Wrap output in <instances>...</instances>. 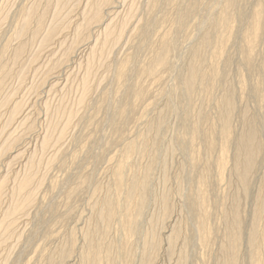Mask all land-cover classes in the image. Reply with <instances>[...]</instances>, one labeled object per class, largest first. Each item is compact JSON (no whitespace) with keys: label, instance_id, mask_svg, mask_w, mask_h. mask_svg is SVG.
I'll return each instance as SVG.
<instances>
[{"label":"rangeland","instance_id":"1","mask_svg":"<svg viewBox=\"0 0 264 264\" xmlns=\"http://www.w3.org/2000/svg\"><path fill=\"white\" fill-rule=\"evenodd\" d=\"M122 1L99 22L98 0H0V264H93L98 244L97 264H229L235 229L233 264H264V0H235L226 29V0ZM197 51L204 78L187 96ZM249 123L260 147L243 188L235 161ZM140 178L137 210V190L126 195Z\"/></svg>","mask_w":264,"mask_h":264},{"label":"bare ground","instance_id":"2","mask_svg":"<svg viewBox=\"0 0 264 264\" xmlns=\"http://www.w3.org/2000/svg\"><path fill=\"white\" fill-rule=\"evenodd\" d=\"M84 1V0H83ZM85 1H87V0H85ZM94 1V0H93ZM97 1V0H96ZM110 1L111 0H98V2H96L95 3V5H94V11H93V15L91 16V20H95V21H99V22H103L102 20H101V16H100V8L103 6V5H105V4H108V3H110ZM124 1V0H123ZM122 1V2H123ZM153 1V3H155L156 2V0H152ZM234 1L235 0H226V3H225V6L223 5V9L221 10L222 12H220L221 14H220V17H219V19H218V26L219 27H221L222 29L223 28H225L226 29V27H227V25H228V20H229V17H230V15H229V9L233 6V3H234ZM118 2V1H117ZM157 3V2H156ZM84 4H85V2H84ZM91 5H92V3H90ZM90 4H89V6H90ZM88 6V7H89ZM23 7V6H22ZM85 8V7H84ZM90 8H92V7H90ZM32 9V8H31ZM27 10V9H26ZM29 10V9H28ZM87 10H88V8H87ZM90 10V9H89ZM32 11V10H31ZM88 12V11H87ZM109 12V11H108ZM109 14V13H108ZM116 14V13H115ZM114 14V15H115ZM261 16H262V9L261 8H256L255 10H254V12H253V21H252V23H251V25L249 26V28H250V31H249V34L248 35H250V37H251V41L253 40H255V39H257L258 37H259V35H260V25L262 24L261 23ZM23 17V16H22ZM32 18V17H31ZM37 18V17H36ZM105 18V17H104ZM114 18V17H113ZM126 18V17H125ZM128 19V18H127ZM101 20V21H100ZM110 20V19H109ZM112 20V19H111ZM22 21V20H21ZM117 21V20H116ZM28 22H30L29 21V19H25L24 20V22H23V25H22V27H21V29H20V32H18L19 34L20 33H22L23 31H24V29H26V26H27V24H28ZM110 22V21H109ZM109 22H107L106 23V25H105V30L107 31L108 30V27H109ZM121 22V21H120ZM131 22V21H130ZM52 23V22H51ZM50 23V24H51ZM57 23V22H56ZM122 23V22H121ZM39 24H41V23H38V25ZM104 24V23H103ZM47 25V24H46ZM54 25V24H53ZM92 25V24H91ZM129 25V24H128ZM133 25V24H132ZM30 26V25H29ZM118 26V25H117ZM39 27V26H38ZM29 28V27H28ZM55 28V27H54ZM87 29V28H86ZM113 29V28H112ZM31 30V29H30ZM42 30V29H41ZM104 30V31H105ZM35 31V30H34ZM44 31H46V30H44ZM17 32V31H16ZM50 33H51V29H50V31H49ZM79 32V31H78ZM111 31H108V34L110 33ZM130 32V31H129ZM146 32V31H145ZM35 34V33H34ZM33 34V35H34ZM43 34V33H42ZM42 34H40V35H42ZM115 36V35H114ZM33 37V36H32ZM39 37V36H38ZM40 37H42V36H40ZM39 37V38H40ZM117 38H119V37H117ZM116 38V39H117ZM170 38V37H169ZM15 39V38H14ZM38 39V38H37ZM41 39V38H40ZM53 39V37L51 38V40ZM88 39V38H87ZM106 39H108V38H106ZM120 39V38H119ZM118 39V40H119ZM28 40H29V38H28ZM39 40V39H38ZM50 40V39H49ZM168 40V39H167ZM40 41V40H39ZM88 41V40H87ZM111 41V40H110ZM46 42V41H45ZM114 42V41H113ZM255 42V41H254ZM39 43V42H38ZM202 43H203V45L204 44H207V43H209V40H208V38L207 37H205V35H204V39L202 40ZM38 45V44H37ZM171 45V43H169L168 41H166V38H164V40L162 41V43H161V50L156 54V56H155V62L157 61V62H159L160 64H162V63H164L165 62V60L167 59V52H169V51H167L170 47ZM202 45V44H201ZM202 45V48L204 47ZM92 46H94V45H92ZM18 47V46H17ZM173 47V46H172ZM171 47V48H172ZM34 48H36V47H34ZM33 48V49H34ZM90 48V47H89ZM18 50V52H20V48H17ZM15 50V49H14ZM93 50V49H92ZM92 50H90V51H92ZM171 50V49H170ZM16 51V50H15ZM14 51V52H15ZM13 52V53H14ZM12 53V54H13ZM88 53V52H87ZM90 53V52H89ZM92 53V52H91ZM90 53V54H91ZM94 54V53H93ZM201 54V53H200ZM62 55V54H61ZM15 56V55H14ZM13 56V57H14ZM17 56H19V55H16V57ZM202 58V57H201ZM91 59V58H90ZM89 59V60H90ZM194 62L189 66V69L187 70L188 71V73H187V76H186V78H185V80H184V89H185V92L188 94L187 96H189V95H191L192 94V91H193V89H194V87H195V85L196 84H198L199 82H201L202 81V79L204 78L203 77V73L201 72V62H200V59H199V53H198V51L194 54ZM248 59H250V58H248ZM61 60V59H60ZM14 63V62H13ZM3 64V67H4V64L5 63H2ZM90 65V64H89ZM263 66H264V63H263ZM2 67V68H3ZM0 68H1V66H0ZM5 68V67H4ZM19 68V67H18ZM149 69H148V71L149 72H151V70H152V68L151 67H148ZM188 68V67H187ZM6 69V68H5ZM26 69V68H25ZM154 69V68H153ZM7 70V69H6ZM5 70V71H6ZM11 70V69H10ZM1 71H4V69L2 70L1 69ZM3 74V73H2ZM1 74V75H2ZM13 74V73H12ZM19 74H20V71H19ZM0 75V76H1ZM4 75V74H3ZM2 75V76H3ZM264 75V74H263ZM6 76V75H5ZM24 76V75H23ZM117 76H118V81H119V79L121 80V79H124V77H125V71H124V68L122 67V68H120L119 70H118V73H117ZM116 76V77H117ZM11 77V76H10ZM3 78H4V76L3 77H0V93H1V90H2V82H3ZM197 78H200V80L198 81V83H197ZM4 79H6V77L4 78ZM264 79V78H263ZM5 83V82H4ZM3 83V84H4ZM45 85V84H44ZM200 85H202V84H200ZM63 87V86H62ZM4 88V87H3ZM183 89V90H184ZM4 91V90H3ZM184 92V93H185ZM1 97V96H0ZM11 98V97H10ZM3 99V98H2ZM5 100V99H4ZM7 101V100H6ZM3 102V101H2ZM1 103V102H0ZM4 103V102H3ZM18 104V103H17ZM222 104H223V107H222V110L224 111V113H225V116H224V118L222 119V125H221V133H222V136H221V138H222V145H223V147L225 148L226 147V145L229 143V138H228V131H229V127H230V125H229V122H228V119H227V117H229V114H231V111H232V107H233V103H232V100L230 99V97L229 96H225L224 98H223V102H222ZM1 105V104H0ZM17 106L18 105H15L14 106V108H13V110H12V112H11V118L16 114V111L18 110V108H17ZM21 108H23V107H21ZM12 109V108H11ZM1 112V111H0ZM29 116V115H28ZM4 128V127H3ZM1 134V133H0ZM11 135V134H10ZM5 137V136H4ZM256 138V134H255V129H254V126L252 125V124H248V127H247V129H246V131L245 132H243L242 134H241V137H240V139H239V141H238V143H237V152H236V154H237V158H236V161H235V164H236V166H237V173H238V176H239V179H240V181H241V183H242V185H243V188H246V181H247V174H248V172H249V169H250V167L252 166V164H253V162H254V155H255V153L259 150V144L257 143V142H255L254 141V139ZM47 140V139H46ZM12 141V140H11ZM4 144V143H3ZM45 144V143H44ZM3 150V149H2ZM54 154V153H53ZM28 162V161H27ZM222 163H223V159L221 160V165H222ZM120 165V164H119ZM223 166V165H222ZM32 175V174H31ZM30 178V177H29ZM147 179H145V178H140V179H136V180H134L133 179V181H132V183H130L131 185H130V190L128 191V194L126 195L127 196V198L126 199H129L130 197H131V195L133 194V191H135V190H137V194L139 195V202H138V209L137 210H141L142 209V207L144 206V196H145V193H146V185H147V181H146ZM26 183H27V179L26 178H24L22 181H20V183H19V186H20V188L19 189H21V188H23L25 185H26ZM17 186V185H16ZM0 190H1V184H0ZM31 195V194H30ZM32 200V199H31ZM2 201V200H1ZM2 205V204H1ZM20 206V205H19ZM18 206V207H19ZM24 206V205H23ZM109 206H110V203L108 202V201H105L104 202V208L105 209H103V211H105L106 212V214L104 213V212H102V216H103V218H104V220L105 221H108L109 220V213H108V208H109ZM17 207V208H18ZM12 208V207H11ZM16 208V207H15ZM22 208V207H21ZM3 209V208H2ZM13 211H14V209H12ZM21 210V209H20ZM101 211H102V209H101ZM139 212V211H138ZM5 213V212H4ZM235 213H236V211H235ZM237 214V213H236ZM236 214H234L233 216H234V221H233V224H234V226L235 225H237L236 227H238V222H237V216H236ZM233 220V219H232ZM9 221V220H8ZM132 221H133V219H132ZM134 223V222H133ZM131 225V224H130ZM135 225H137V224H135ZM134 225V226H135ZM133 226V225H132ZM131 226V227H132ZM133 226V227H134ZM133 227H132V229H133ZM3 229V228H2ZM131 229V230H132ZM133 231V230H132ZM240 233L235 229V231H232L231 232V234H230V250H229V252H228V254H229V256H228V258H227V263L229 262V264H233V261H234V258H235V249H236V247H237V245H238V243H239V240H240ZM153 239V238H152ZM156 239V238H155ZM150 240V239H149ZM153 241H154V239H153ZM149 242V241H148ZM157 242V241H156ZM248 243H249V245L251 246V245H253L254 243H255V230H254V228H253V230H251V232H250V234H249V237H248ZM150 245H152V243L151 244H149V247H151ZM153 246H154V244H153ZM152 246V247H153ZM93 247V246H92ZM91 247V248H92ZM147 247V246H146ZM155 247V246H154ZM147 249H149L148 247H147ZM153 249V248H152ZM150 250V249H149ZM101 246L98 244V245H96V246H94L90 251H89V253H88V255H87V259L88 260H90L91 262H93V264L96 262V264H97V262L100 260V253H101ZM149 252V251H148ZM144 254V253H143ZM151 254V253H150ZM145 255H146V250H145ZM148 256V255H147ZM146 256V257H147ZM148 258V257H147ZM146 261H147V259H145ZM143 261V260H142ZM145 261V263L144 264H147L148 262H146ZM150 261V260H149ZM143 263V262H142Z\"/></svg>","mask_w":264,"mask_h":264}]
</instances>
